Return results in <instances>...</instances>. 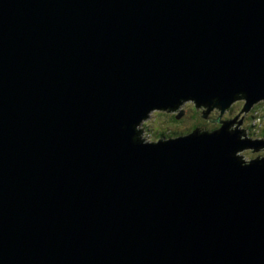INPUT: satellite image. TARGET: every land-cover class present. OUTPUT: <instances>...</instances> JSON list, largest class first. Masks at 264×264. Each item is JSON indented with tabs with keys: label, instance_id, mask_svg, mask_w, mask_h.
I'll use <instances>...</instances> for the list:
<instances>
[{
	"label": "water",
	"instance_id": "1",
	"mask_svg": "<svg viewBox=\"0 0 264 264\" xmlns=\"http://www.w3.org/2000/svg\"><path fill=\"white\" fill-rule=\"evenodd\" d=\"M239 90L264 95V0H0V264H264V168L129 141Z\"/></svg>",
	"mask_w": 264,
	"mask_h": 264
},
{
	"label": "clouds",
	"instance_id": "2",
	"mask_svg": "<svg viewBox=\"0 0 264 264\" xmlns=\"http://www.w3.org/2000/svg\"><path fill=\"white\" fill-rule=\"evenodd\" d=\"M121 130L129 129L122 126ZM130 133V143L144 148L223 134L233 142L227 158L236 166L264 168V95L250 99L239 90L224 103L219 96L204 101L193 95L179 96L171 104L146 108L131 123Z\"/></svg>",
	"mask_w": 264,
	"mask_h": 264
}]
</instances>
